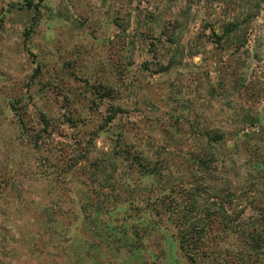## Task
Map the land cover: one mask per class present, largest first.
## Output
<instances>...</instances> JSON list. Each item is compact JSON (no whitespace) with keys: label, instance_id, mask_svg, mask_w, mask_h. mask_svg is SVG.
<instances>
[{"label":"rangeland","instance_id":"1","mask_svg":"<svg viewBox=\"0 0 264 264\" xmlns=\"http://www.w3.org/2000/svg\"><path fill=\"white\" fill-rule=\"evenodd\" d=\"M214 129L225 149L207 171L190 166ZM263 139L264 0H0V264H91L62 247L101 195L114 225L152 219L141 252L109 245L105 264H238L235 249L264 264V249L210 223L186 257L167 197L195 185L205 208L231 192L233 219L264 213L242 149Z\"/></svg>","mask_w":264,"mask_h":264},{"label":"trees","instance_id":"2","mask_svg":"<svg viewBox=\"0 0 264 264\" xmlns=\"http://www.w3.org/2000/svg\"><path fill=\"white\" fill-rule=\"evenodd\" d=\"M231 26L232 30H237L236 24H232ZM170 42L175 43V39L171 37ZM115 109L116 112H118L119 108L115 107ZM114 116L115 112H112V114L107 116V120H112ZM248 120L249 123L256 124L251 118ZM239 134L240 131L235 132L233 143L228 149H226L227 151L238 148ZM243 135L249 139L253 137L254 133L249 131ZM199 136L203 145L200 147L198 154L190 155V166H196L203 171H207L209 166L216 160L217 156L221 154V151L225 149H223L225 145L223 143L224 132L221 129L207 130L201 132ZM248 143L249 141L244 142L242 144V149L246 153L251 152L246 162L248 167L246 175L249 179H246L245 181L248 183L247 186L251 189L256 183L264 186V139L261 140L259 144ZM97 165V162H94L93 166L97 167ZM92 175H94V173ZM182 190L180 193L181 196H174L172 194L174 190L171 187L168 190L169 195L167 197L169 198L168 204H171V210L168 209L169 220H172V223L177 228L178 248L186 257L191 258L192 255H198V253H200L199 250L202 248L198 247L197 244H195V241L202 238L207 239L209 228L206 227V224L208 223H210V225H221L226 232L228 230V234L231 232L241 234V237H243L241 239L245 241V250H247V253L251 251L257 252L260 249H264V246L262 244L260 245V241H263L264 213L258 212L246 219H233L231 214L228 213V207H230L234 200H239L241 197L234 196L231 192L227 193L222 198L210 197L208 198L209 207L207 206V208H205L207 203L204 205L201 202H206V199L200 198L201 195L205 194V191L202 190L201 187L199 188V186L191 185ZM101 197L100 200L105 202L106 199L102 195ZM101 201L90 198L88 202V214H86L84 207L81 206V212L71 216V220L74 221L72 222L74 224H72L73 227L76 228L77 225L79 226V229L77 228L79 233L75 232L71 234L67 245H63L62 250H65L64 256L66 258L69 254V256L74 255L76 258L83 259L86 257L87 262H90L91 264H105L103 263L104 257L108 255L110 256L111 254V252L104 254V251H107L109 245L114 248L115 254H118L121 250H126L130 255L142 251V238L138 236V229L141 227L146 228L148 222L152 221V219L150 218L139 221V223L138 220L132 222V228L129 225L121 223L114 225V221H112V223L109 219L112 217L111 214L114 212L115 206L112 205L110 209L108 207V210L107 208L104 210V206H101ZM167 207H169V205ZM118 212L123 214V220L126 221V218H130L125 210L120 208ZM77 219H79V222L77 221L78 224L77 222L75 223ZM55 227L59 229V236L62 235V233L60 234V231L64 232L68 230L63 223L59 222L56 223ZM82 227L86 228L84 232H86L89 238L96 239L101 246V252H99L96 257L94 256V253L90 254V256L88 255L91 250L87 249L95 248L92 247L94 244L92 240H87L82 237L80 238V232H83ZM147 229L152 231V227ZM54 242L56 241L54 240ZM83 244H85L86 247ZM244 254L245 253L239 249L234 250V256L238 264H241V261H244L247 264L246 256Z\"/></svg>","mask_w":264,"mask_h":264}]
</instances>
